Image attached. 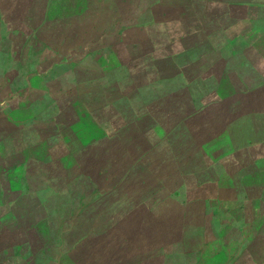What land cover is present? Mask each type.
<instances>
[{"label":"rangeland","instance_id":"374dc122","mask_svg":"<svg viewBox=\"0 0 264 264\" xmlns=\"http://www.w3.org/2000/svg\"><path fill=\"white\" fill-rule=\"evenodd\" d=\"M192 1L0 0V264H264V0Z\"/></svg>","mask_w":264,"mask_h":264},{"label":"trees","instance_id":"16d2710c","mask_svg":"<svg viewBox=\"0 0 264 264\" xmlns=\"http://www.w3.org/2000/svg\"><path fill=\"white\" fill-rule=\"evenodd\" d=\"M224 1V3H226V4H231V3H241V2H243V0H223ZM192 3H195V4H197V5H199V3H200V1L199 0H193L192 1ZM75 100H77V101H80L81 103H82V108L84 109L83 110V112H84V117L85 118H87L88 119V121H89V124H90V126H91V130L97 135L96 137H98V138H94V139H92V140H94L95 141V139L97 140V139H101L102 137H104V133H103V131H102V128H101V126L99 125V123L97 122L98 121V119H99V117H100V112L98 111V112H94L96 109H89V108H86L85 106H84V104H83V102L79 99V97L78 98H74ZM36 117L37 116H35L33 113H29V116H28V119H27V121L28 122H33L35 119H36ZM141 118H143V116H141ZM36 121V120H35ZM34 121V122H35ZM146 133V132H145ZM145 133L144 132H142V135H141V139L144 141V142H146L147 140H146V138H147V136L145 135ZM48 134H49V132H48V130L47 131H44L41 135H42V137H44V136H48ZM31 140V139H30ZM92 140H88L87 142H86V144H88L90 141H92ZM99 140H98V142H99ZM93 142V141H92ZM98 142H95L96 144L98 143ZM91 143V142H90ZM30 144V143H29ZM34 145H37V143H35V142H31V146L30 147H32V146H34ZM51 157H54V156H51V154H49L48 156H47V158H49V159H51ZM79 177H82V176H79ZM50 192H51V194L52 195H55L54 194V190L53 189H51L50 190ZM208 215H209V213H208ZM214 215V214H213ZM212 215V213L210 212V215H209V218L211 217V219H213V216ZM228 228H230V227H228ZM36 228H34V230H35ZM29 233H32V231L31 230H33L31 227L30 228H27L26 229ZM36 231V230H35ZM33 234V233H32ZM31 242V241H30ZM30 242H28V244L29 245H31V243Z\"/></svg>","mask_w":264,"mask_h":264},{"label":"crops","instance_id":"0c3cea01","mask_svg":"<svg viewBox=\"0 0 264 264\" xmlns=\"http://www.w3.org/2000/svg\"><path fill=\"white\" fill-rule=\"evenodd\" d=\"M260 0H257L256 2H254V3H251L252 5H254L255 7H259L258 6V4L260 3L259 2ZM240 5V4H239ZM255 21V20H254ZM254 25V24H253ZM235 42V41H234ZM234 42H232L231 44H230V46H231V50H232V54H233V56H234V53H237V51L239 50H236L235 48L237 47L236 45H235V43ZM244 42V41H243ZM247 43V42H246ZM246 43L244 42V46L242 47V49H244V50H246L247 51V49L248 50H253L255 47H256V44L254 43L253 45H251V46H249V45H246ZM234 49V50H233ZM241 49V48H240ZM243 50V51H244ZM254 59H251V61H249V60H247L246 61V64H247V66H248V68H249V63H250V70H251V72H253L254 71V61H253Z\"/></svg>","mask_w":264,"mask_h":264}]
</instances>
